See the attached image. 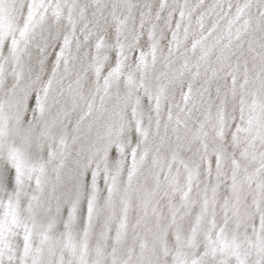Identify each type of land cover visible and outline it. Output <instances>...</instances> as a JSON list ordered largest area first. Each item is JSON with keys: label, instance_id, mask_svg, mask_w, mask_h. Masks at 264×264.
Wrapping results in <instances>:
<instances>
[{"label": "snow or ice", "instance_id": "1", "mask_svg": "<svg viewBox=\"0 0 264 264\" xmlns=\"http://www.w3.org/2000/svg\"><path fill=\"white\" fill-rule=\"evenodd\" d=\"M0 264H264V0H0Z\"/></svg>", "mask_w": 264, "mask_h": 264}, {"label": "bare ground", "instance_id": "2", "mask_svg": "<svg viewBox=\"0 0 264 264\" xmlns=\"http://www.w3.org/2000/svg\"><path fill=\"white\" fill-rule=\"evenodd\" d=\"M145 39H146V37H145ZM166 42L167 41H164V43H166ZM65 84H67V81H65ZM177 98H179V97L177 96ZM99 183H100L101 186H103V180L102 179L99 181Z\"/></svg>", "mask_w": 264, "mask_h": 264}]
</instances>
